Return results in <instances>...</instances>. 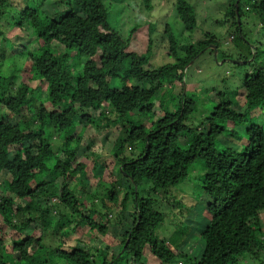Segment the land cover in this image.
I'll list each match as a JSON object with an SVG mask.
<instances>
[{
    "label": "trees",
    "instance_id": "16d2710c",
    "mask_svg": "<svg viewBox=\"0 0 264 264\" xmlns=\"http://www.w3.org/2000/svg\"><path fill=\"white\" fill-rule=\"evenodd\" d=\"M42 1L21 0L22 5L13 10L8 9V0H0V27L5 30L0 51L16 46L8 34L17 29L19 50L14 56L22 59V66L11 69L9 75L0 73V218L11 234L17 235L11 237L8 247L0 237V264H40L30 250L41 238L28 236L25 228L38 224L44 232L54 209L63 208L80 218L72 233L88 226L89 231L97 230L101 236L108 234L109 221L96 224L91 218L107 220L108 214L91 210L92 202L69 185V179L88 174L100 180L96 190H88L90 199L99 196L104 209L108 202L120 206L116 225L127 226L126 232L117 237V253L103 264H122L128 256L141 258L146 250L163 264L177 258L182 264H239L242 260L264 264L260 220L264 215V126L253 120L248 123L246 116L259 110L255 117L264 118V55L256 59L264 54V43L262 49L258 42L251 48L253 42L243 32L245 12L259 19L264 32V0H253L243 9V0H230L224 18L229 25V40L237 39L239 50H222L220 58L232 60L233 53L236 62H229L248 67L242 77L238 74L239 90L218 93L215 103L211 102L209 120L188 144L178 129L194 111L182 104L186 99L185 76L191 67L195 75L193 64L198 57L205 52L212 56L214 50L209 45L216 46L218 53L215 38L203 34V41L181 44L165 24L168 56L173 61L152 69L148 67L151 40L146 54L128 51L134 32L142 25L134 23L127 34L113 27L105 0H72L69 12L62 16L48 15L40 7ZM115 1L130 2L132 9L144 7L152 12L157 0ZM171 6L185 31L194 32L197 21L192 6L184 0ZM123 9L116 19H123ZM156 25L148 23L149 35ZM22 70L29 76L16 84V73ZM160 92L168 99L166 106ZM157 101L160 118L154 121ZM107 109L110 113L105 114ZM100 116L106 119L102 125ZM128 117L132 120L126 121L107 153L108 160L118 165L112 171L115 176L103 183L97 172L104 163L93 158L88 166L75 156L87 128L105 134L110 122ZM143 118L148 119L149 126ZM55 135L60 140L58 154L50 151ZM220 138L236 142L231 140L233 146H224ZM195 166L200 170V190L207 199L204 214L209 219L199 235L203 250L197 258L181 253L180 244H176L191 228L180 223L170 240L157 236L166 216L164 200L157 194L181 184ZM44 173L60 177V184L43 180ZM166 203L183 207L177 200ZM129 204L132 210L127 211ZM248 233L251 236L245 239ZM88 258L87 248L75 246L68 252H55L49 260L88 264Z\"/></svg>",
    "mask_w": 264,
    "mask_h": 264
},
{
    "label": "rangeland",
    "instance_id": "374dc122",
    "mask_svg": "<svg viewBox=\"0 0 264 264\" xmlns=\"http://www.w3.org/2000/svg\"><path fill=\"white\" fill-rule=\"evenodd\" d=\"M39 1V0H35ZM177 0H157L153 3V11L144 10V7L139 9H132L131 3H119L115 0H105L104 4L108 12L111 13L110 19H112L111 25L116 29L120 30L122 33L127 34V32L134 27V23L142 25V27L135 31L132 36V41L128 47V51L136 52L137 54H146L148 41H152L151 53L152 57L149 61V68L156 69L162 64L169 63L172 60L168 55V36L164 34L165 27L164 25L170 28V32L174 35L175 38L181 40L180 43H194L197 41H203V34H209L211 38H215L219 44V49L217 54H211L205 52L203 55L196 59L193 67H196L197 70L195 75L192 76L193 69L188 71L185 76V96L182 104L188 108H193L194 111L185 121L178 127L181 134L183 135V140L188 144L193 141L196 137V131L199 127H202L210 117V106L211 102L215 103V98L218 97L220 91L223 92H236L234 90H239V85L241 83V74L245 73V68L243 66H234L231 62L235 63L236 55L232 53L234 59H224L220 58V52L223 50H233L236 53V50H239V41L237 39H230V31L228 21L224 18L225 13L228 10L230 0H184L195 11L197 26L192 33H188L182 26V23L178 19L173 6ZM253 0H243L241 2V9L245 6H249ZM9 7L8 9L15 10V7L22 5L21 0H8ZM72 0H43L40 7L48 15L56 13L60 16L69 12V5ZM124 7V9L122 8ZM123 9L122 17L116 19V15L119 11ZM8 11V10H7ZM120 15V14H118ZM244 17L247 19L246 23H243V32L248 36L250 42L253 44L250 45L251 48L256 47V42L260 48L262 43H264V32L259 26V19L256 18L251 12H245ZM16 20V18H14ZM18 20V19H17ZM157 23L156 29L151 35L148 34V23ZM5 30L0 27V37L2 36ZM16 33L18 34L17 29H11V32L8 34L11 41L16 45L11 51H0V73L1 75H9L11 69L19 68L22 66V59L14 56V53L19 50L18 38L15 37ZM1 43V42H0ZM255 43V44H254ZM24 46V45H23ZM244 49L247 48L243 44ZM261 48V49H262ZM238 55V53H237ZM264 54L257 55L256 59L263 58ZM255 58V55L252 56V59ZM227 60V61H226ZM260 62V61H259ZM239 63V62H238ZM251 69L253 66L250 67ZM247 72H249L247 70ZM19 77L16 80V84L23 79L27 78L29 75L23 70L19 73H16ZM241 76H239V75ZM191 75V76H190ZM31 86H34V83H30ZM238 93V92H237ZM163 92L159 93V97L165 101V106L168 104V99L163 97ZM165 96V95H164ZM172 103V102H171ZM159 101L156 102V107L154 108L155 117L153 120L160 118V110L158 109ZM260 112L257 110L254 111L255 115ZM110 113V109L105 111V114ZM264 113V111H263ZM254 114L246 115L248 118V123L251 120L254 123H260L264 126V118L260 119L255 117ZM108 116V115H107ZM252 117H255L252 119ZM131 117L120 119L116 123L115 121L110 122V128L104 134L102 132L95 131V129L87 128L83 140L80 144V148L75 156L78 162H86L88 166L92 165L95 161L99 163H104V166L98 169L97 175L104 178L103 183L110 182L113 178L112 171L117 169V163L115 160L111 162L108 160L107 153L109 149H112V144H114L117 136L126 121H130ZM145 121V126L148 125V119L143 118ZM102 125L106 119H103L101 116L99 118ZM132 120V119H131ZM141 122V121H140ZM135 123V122H134ZM242 133V132H241ZM105 135V136H104ZM54 145L50 149L52 153L58 154L60 148L59 139L55 135L53 137ZM221 144L224 146H233L231 143L234 139H229L231 141L219 139ZM89 142V143H88ZM237 145L236 143H234ZM221 147V146H220ZM112 157V155H110ZM59 159L63 160V155L59 154ZM113 159V158H112ZM200 170L198 167H194L193 171L189 173L188 177L179 185L168 187L163 189L157 194L160 198L164 200V205L166 208L164 210L166 216L164 222L159 227L158 238L170 240L173 237L174 230L181 223L186 227L191 228L187 237L182 240V242H177L179 245V251L183 254L191 255L195 258L200 257L203 250V241L199 238L200 233L207 226L209 219L208 216L204 214L205 206L207 204L206 197L201 193L200 183L198 175ZM43 180H53L55 183L60 184L61 178H55L56 175L52 173H44L41 175ZM3 179V178H2ZM2 179L0 180L2 182ZM69 185L72 189L78 190L80 194H84L82 198L88 202H92L90 209L97 210L100 214H108L107 220L101 219L96 216H91L92 220L96 224L98 221L100 223H106L109 221L108 234L99 235L98 231H89L88 226L78 229L75 233H72V230L76 228V224L80 218H74L75 215L69 212L64 211L61 208L59 211L57 209L52 210V214L48 217L47 229L42 232L38 224H29L25 228V234L31 236L35 239L41 238V241L38 244H33L30 254L35 255V259L38 260L40 264H66V262L55 261L52 262L50 257L55 254L57 251H70V248L75 246H80L82 248H87L89 258L88 264H103L109 260L110 256L117 253L119 249V234H124L127 230V226L121 224L120 226L116 225L120 219L122 208L119 206L116 208L113 203L105 204L107 209L100 203V197L96 196L94 199H90L88 196V190L95 189L97 183L100 182L98 177H94L92 174H88L85 177L77 175L68 180ZM126 186L124 187V189ZM101 189L97 190L98 193ZM99 195V194H97ZM92 198V197H91ZM122 198V194L119 197ZM165 200H177L180 201L183 205L182 208H177L168 203L165 204ZM57 202V201H56ZM57 204V203H55ZM88 204V203H87ZM89 206V204H88ZM127 211L132 210V205L129 204L126 208ZM62 215L63 218L59 216ZM126 218V215H124ZM261 227L264 231V215L260 217ZM96 229V228H95ZM70 233L69 236L64 235V233ZM89 236H88V235ZM16 238L17 235L11 234L8 227L3 223L0 218V237H3L4 246L8 247L10 244L11 237ZM250 233L245 234L244 238H250ZM184 237V236H183ZM182 238V237H181ZM123 251V250H122ZM7 252H11L9 249ZM251 263H257L250 260ZM183 261L180 258L175 259L172 263L164 264H182ZM109 264H115L110 262ZM120 264V263H119ZM122 264H163L155 257H152L148 251L144 252V255L141 258L136 256H128L122 260ZM239 264H248V261L242 260Z\"/></svg>",
    "mask_w": 264,
    "mask_h": 264
},
{
    "label": "water",
    "instance_id": "95a60500",
    "mask_svg": "<svg viewBox=\"0 0 264 264\" xmlns=\"http://www.w3.org/2000/svg\"><path fill=\"white\" fill-rule=\"evenodd\" d=\"M236 3H237V2H236ZM236 13H237V9H236ZM237 23H238V25H239L238 17H237ZM209 47H210V48H213V50H214V54L217 53L216 46H214V45H209Z\"/></svg>",
    "mask_w": 264,
    "mask_h": 264
},
{
    "label": "clouds",
    "instance_id": "9594fccd",
    "mask_svg": "<svg viewBox=\"0 0 264 264\" xmlns=\"http://www.w3.org/2000/svg\"><path fill=\"white\" fill-rule=\"evenodd\" d=\"M217 54V53H216Z\"/></svg>",
    "mask_w": 264,
    "mask_h": 264
}]
</instances>
